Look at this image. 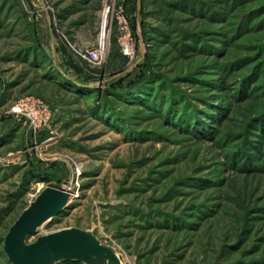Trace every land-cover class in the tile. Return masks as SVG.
<instances>
[{
	"label": "rangeland",
	"instance_id": "1",
	"mask_svg": "<svg viewBox=\"0 0 264 264\" xmlns=\"http://www.w3.org/2000/svg\"><path fill=\"white\" fill-rule=\"evenodd\" d=\"M27 96L52 112L37 134ZM63 181L29 241L76 226L124 264H264V0H0V264Z\"/></svg>",
	"mask_w": 264,
	"mask_h": 264
},
{
	"label": "water",
	"instance_id": "2",
	"mask_svg": "<svg viewBox=\"0 0 264 264\" xmlns=\"http://www.w3.org/2000/svg\"><path fill=\"white\" fill-rule=\"evenodd\" d=\"M69 198L67 181H63L60 185L48 183L29 201L3 238V250L11 264H59L67 260L82 264H124L122 254L92 229L68 226L28 240L43 222L64 209Z\"/></svg>",
	"mask_w": 264,
	"mask_h": 264
},
{
	"label": "built area",
	"instance_id": "3",
	"mask_svg": "<svg viewBox=\"0 0 264 264\" xmlns=\"http://www.w3.org/2000/svg\"><path fill=\"white\" fill-rule=\"evenodd\" d=\"M121 29L124 30V38L123 41V53L131 54L132 53V44L130 38L128 36L127 27L122 22L120 18ZM81 56L90 62L97 63L102 58V51H94L91 55H85L81 53ZM11 111L16 114H22L29 122V128L31 132L37 134L41 131L45 126H47L52 120V112L49 106L36 97H22L15 102L12 106Z\"/></svg>",
	"mask_w": 264,
	"mask_h": 264
},
{
	"label": "trees",
	"instance_id": "4",
	"mask_svg": "<svg viewBox=\"0 0 264 264\" xmlns=\"http://www.w3.org/2000/svg\"><path fill=\"white\" fill-rule=\"evenodd\" d=\"M61 74V76H62V78L64 79V80H70V81H72V80H77V81H79L80 82V80L79 79H76V78H73V77H71L70 75H68L67 73H65V72H61L60 73ZM82 84L84 83V82H81ZM67 261H72V260H67ZM63 262H65V261H63ZM72 262H80V261H72ZM62 263V262H61Z\"/></svg>",
	"mask_w": 264,
	"mask_h": 264
},
{
	"label": "bare ground",
	"instance_id": "5",
	"mask_svg": "<svg viewBox=\"0 0 264 264\" xmlns=\"http://www.w3.org/2000/svg\"><path fill=\"white\" fill-rule=\"evenodd\" d=\"M46 222V221H45ZM45 222H43V223H45Z\"/></svg>",
	"mask_w": 264,
	"mask_h": 264
}]
</instances>
